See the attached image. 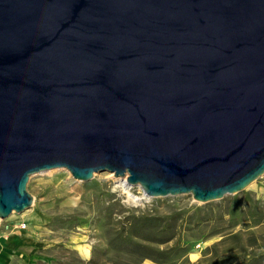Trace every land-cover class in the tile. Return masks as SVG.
<instances>
[{
  "label": "water",
  "instance_id": "obj_1",
  "mask_svg": "<svg viewBox=\"0 0 264 264\" xmlns=\"http://www.w3.org/2000/svg\"><path fill=\"white\" fill-rule=\"evenodd\" d=\"M206 204L264 175V0H0V220L32 175Z\"/></svg>",
  "mask_w": 264,
  "mask_h": 264
},
{
  "label": "rangeland",
  "instance_id": "obj_2",
  "mask_svg": "<svg viewBox=\"0 0 264 264\" xmlns=\"http://www.w3.org/2000/svg\"><path fill=\"white\" fill-rule=\"evenodd\" d=\"M27 191L31 208L0 220V264H93L97 256L104 264H134L133 246L111 240L127 235L131 224L137 233L146 232L145 224L149 233H159L173 217L175 240L149 246L164 250L176 242L185 248L175 264H207L215 252L220 257L241 248L256 254L264 242V175L242 192L206 204L190 195L147 200L137 187L126 191L112 174H94L84 183L62 169L32 175Z\"/></svg>",
  "mask_w": 264,
  "mask_h": 264
},
{
  "label": "trees",
  "instance_id": "obj_3",
  "mask_svg": "<svg viewBox=\"0 0 264 264\" xmlns=\"http://www.w3.org/2000/svg\"><path fill=\"white\" fill-rule=\"evenodd\" d=\"M178 217L181 216V214L177 215ZM178 220V218H177ZM177 220L175 217L172 218V225H166L163 229H161L156 233H149L147 230L151 228L149 224H145V230L144 233H137L134 231V225H129V231L127 232V235H122L121 233L116 234V236L111 240L112 243H126L130 246H133V249H135V255L137 256L136 263L134 264H141L143 260H151L154 263L157 264H175L176 260L180 258L179 253L183 252L185 248H179L177 244L173 243L171 248H166L164 250H160L157 248H153L149 245L157 244V245H165L171 241L175 240L176 237V223ZM144 221H149L147 219H144ZM198 221H201L200 219ZM197 221V222H198ZM231 238L238 239L239 238L236 235H232ZM135 239H140L144 242L151 243L142 245L138 241H135ZM249 242H255V239L253 237L249 238ZM254 247V245L249 246ZM257 250H261L259 253L253 254L247 253L241 248L239 250V253H231L229 255H223L218 256V252L214 253L213 260L207 264H264V242L262 245L256 247ZM105 254H101V257L103 258ZM91 264V263H89ZM93 264H104L101 262L100 257L97 256V258L93 259Z\"/></svg>",
  "mask_w": 264,
  "mask_h": 264
},
{
  "label": "bare ground",
  "instance_id": "obj_4",
  "mask_svg": "<svg viewBox=\"0 0 264 264\" xmlns=\"http://www.w3.org/2000/svg\"><path fill=\"white\" fill-rule=\"evenodd\" d=\"M117 182L119 183V185H121V186H123L125 189H126V191H128V190H130L131 189V187H128L127 185H126V183H125V180L124 179H120V178H118L117 179ZM129 198L131 199V200H133L134 202H138L140 199H138V198H135L134 196H129ZM145 198V197H144Z\"/></svg>",
  "mask_w": 264,
  "mask_h": 264
},
{
  "label": "crops",
  "instance_id": "obj_5",
  "mask_svg": "<svg viewBox=\"0 0 264 264\" xmlns=\"http://www.w3.org/2000/svg\"><path fill=\"white\" fill-rule=\"evenodd\" d=\"M86 252H87V250H86Z\"/></svg>",
  "mask_w": 264,
  "mask_h": 264
}]
</instances>
